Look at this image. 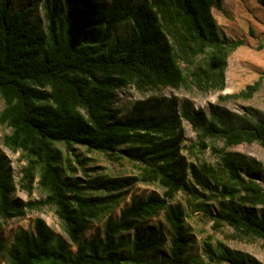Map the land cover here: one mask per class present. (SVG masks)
Instances as JSON below:
<instances>
[{
    "label": "trees",
    "instance_id": "16d2710c",
    "mask_svg": "<svg viewBox=\"0 0 264 264\" xmlns=\"http://www.w3.org/2000/svg\"><path fill=\"white\" fill-rule=\"evenodd\" d=\"M13 1L0 0V124L10 128L2 144L26 161L21 187L32 194L37 182L43 195L14 197V173L0 141V226L48 206L73 244L38 216L33 230H17L7 250L0 238V254L6 250L9 264H260L211 239L203 246L208 261L198 259L190 252L189 213L173 200L182 192L216 230L227 225L234 239L264 242L260 166L244 165L227 149L243 143L264 148V109L246 105L238 112L222 103L252 98L262 76L238 92L220 94L206 110L188 97L150 95L135 100L121 118L113 104L128 85L141 92L223 91L228 58L244 43L229 37L213 13L225 12L223 0H23L19 7ZM40 2L45 27L33 19ZM126 24L127 37L113 35ZM183 121L196 132L198 150L211 147L218 154V167L200 166L183 153ZM75 145L112 161L128 159L140 170L104 175ZM78 168L84 178L74 175ZM138 182L158 183L164 192L131 198L118 216L106 218L103 237L85 238L91 222ZM208 199L217 206L212 209ZM161 212L166 225L150 224Z\"/></svg>",
    "mask_w": 264,
    "mask_h": 264
},
{
    "label": "rangeland",
    "instance_id": "374dc122",
    "mask_svg": "<svg viewBox=\"0 0 264 264\" xmlns=\"http://www.w3.org/2000/svg\"><path fill=\"white\" fill-rule=\"evenodd\" d=\"M26 4H31V0L25 1ZM14 5L19 7L24 3L23 0H14ZM225 12L213 8V13L220 24L222 30L232 39H243V45L234 51L228 58L229 65L226 72V88L223 91L212 90L207 94H202L196 88L191 91L184 88H155L146 92L138 91L133 85L125 86L116 92L114 107L118 109V117H125L130 111L133 102L140 98H145L150 95L158 96H177L180 100L188 97L194 102L196 108L207 109L210 102H218L219 95L225 93L238 92L256 81L260 76L263 80L259 90L252 98L244 99L239 98L236 100L223 101L222 103L238 112L244 110L246 105H254L264 109V6L257 0H223ZM33 19L40 21L43 27L46 26V17L43 10V2H40L33 12ZM129 25H120L113 35L122 39L127 37ZM262 46V48L260 47ZM4 107V100L0 96V111ZM185 127L186 140L184 142L183 153L187 155L190 161L202 166L204 164H211L214 166L220 165V157L213 151L211 147L204 150H198L196 145L197 134L192 129L187 121H183ZM10 133V128L6 125L0 124V141L1 148L9 158L11 168L14 173L16 182V191L13 193L15 198L23 199H39L43 193L37 187V182L34 183L32 194H28L20 185L22 176L21 169L26 161L20 157L19 152H14L4 144L2 140L5 134ZM218 147H223L222 141L215 142ZM233 154L244 160V165L249 162H256L260 168L257 172L259 179L264 184V148L258 143H243L236 146L227 148ZM75 151L81 157H90V167H98L99 172L108 176H127L137 174L139 168L136 163L122 158L116 161L110 160L107 155L98 151H88L84 147L75 145ZM71 155V154H69ZM72 157V155H71ZM74 165H77L73 162ZM74 175L84 178L81 169L78 168ZM38 178V177H37ZM36 178V180H37ZM157 193L162 195L164 188L158 183L138 182L135 184L127 194H125L114 208L94 219L88 230L85 232L84 237L90 238L92 235H104V223L109 215L118 216L122 207L128 204L133 197L144 196L149 193ZM190 200L182 192L177 193L173 202H182L187 209L189 215L187 223L191 227V233L194 236V242L190 246V252L197 256L200 260L208 261L207 255L204 252L203 246L206 239H211L213 244L217 240L226 242L232 248L247 252L251 254L260 264H264V242L262 240L244 241L231 237L232 229L227 225L223 226L221 230H216L213 225L214 221L203 212L197 210L192 205ZM213 208L217 206L214 199H208ZM43 217L50 225L55 236L61 237L68 243H72L71 239L64 232L60 225V221L52 207L45 206L42 209H34L27 211L23 216L13 217L7 220H1L0 238L5 243L7 250L13 241L14 235L18 229L33 230L34 220L36 217ZM164 223L166 225L164 212L149 220L150 224ZM169 246V245H168ZM168 246L166 249H168ZM75 245L72 250H75ZM6 250L0 254V264H9Z\"/></svg>",
    "mask_w": 264,
    "mask_h": 264
}]
</instances>
